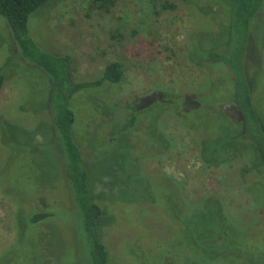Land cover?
Here are the masks:
<instances>
[{
  "label": "rangeland",
  "instance_id": "374dc122",
  "mask_svg": "<svg viewBox=\"0 0 264 264\" xmlns=\"http://www.w3.org/2000/svg\"><path fill=\"white\" fill-rule=\"evenodd\" d=\"M190 1L116 0L107 9L92 0H49L29 20L31 35L45 49L70 50L75 55L77 76L95 78L112 61L123 65L122 81L89 88L76 100L75 127L84 144L95 142L100 134L104 147L114 152L111 165L115 168V163L117 170L123 167L111 173L109 203L101 200L114 216L101 232L112 264H240L246 254L259 255L264 264V176L250 174L244 182L240 177L230 178L239 162L204 166L198 134L174 115L167 114L170 116L164 121L162 131L172 145L163 155L147 157L150 152L143 136L131 131L121 135L128 106L137 107L141 96L152 91L198 94L205 102H215L225 93V83L218 79L228 80V89H233L234 77L221 73L228 70L224 65L205 60L211 63L206 69L189 57L191 38L209 46L224 35L219 22L226 16L224 3ZM10 32L7 20L0 15V73L11 76L0 90V264H88L87 242L79 237L81 226L74 212L62 201L69 193L57 180L54 162L47 156L34 161L37 157L28 154L27 145L37 140L32 131L48 116L44 109L50 105L52 92L41 69L12 53L15 44ZM250 41L249 73L257 80L256 97L264 115V14L253 22ZM203 53V49L197 52ZM181 103L178 100L176 106ZM200 103L194 108H200ZM194 108L190 102L183 107L191 113L188 120L193 122L197 115L204 121L205 111L194 112ZM216 125L209 123L203 128L215 130ZM99 126L103 129L94 136ZM104 159L103 154L97 163ZM135 162L142 163L145 175L172 176L181 183L182 193L162 189L154 177L141 176ZM109 167L107 164L106 172H112ZM106 191L104 184L95 188L97 193ZM210 195L217 196L240 229L229 232L233 242L226 258L201 250L199 255L191 253L188 247L191 230H206L209 219L219 217L218 212L200 206L201 199ZM31 199L39 208L56 213L27 230L22 228L25 231L20 235L19 224L30 220L26 203ZM176 207L184 220H189L188 225L177 222Z\"/></svg>",
  "mask_w": 264,
  "mask_h": 264
},
{
  "label": "trees",
  "instance_id": "16d2710c",
  "mask_svg": "<svg viewBox=\"0 0 264 264\" xmlns=\"http://www.w3.org/2000/svg\"><path fill=\"white\" fill-rule=\"evenodd\" d=\"M48 1L0 0V15L7 20L15 44L12 53L19 59H27L33 62L41 69L43 74L48 77V89L52 92L50 105L44 109L48 116L45 117L44 121H40L41 124L35 127V130H33L34 128L33 131L31 130L37 140L34 139L27 145L28 154L32 159L37 157L34 161L40 159L41 156H47L54 162L52 164L58 174L57 180H60L63 186L67 187L69 193L68 196H65L66 200L62 201L66 203L70 211L74 212L76 221L81 226V229L78 228L79 237L84 238L87 242L86 248L90 254L88 264H112L111 255L103 241L101 232L105 223L114 217L107 205L110 200L107 196L108 187L113 186L110 180L111 173L120 171L122 166L117 170L115 163V168L111 165L114 152L104 147L106 142L100 134L98 135L99 139L94 138L95 142L92 143L91 140L89 145L84 144L82 135L75 127L76 121H78L76 100L80 93L86 92L89 88H96L106 83L112 85L119 83L124 78L125 71L120 62L112 61L100 73H97L95 78H82V76L76 75L77 61L70 50H67V53L52 52L39 44L31 35L29 20L31 15ZM115 1L92 0L93 3L102 8H107ZM187 1L191 3L190 0ZM221 1L224 3L226 16L219 22L224 29L222 32L224 35L220 39L214 40L215 42L209 46H202V42L200 43L196 38H191L192 51L190 50L189 57L193 63L206 69L208 66L210 68L213 62L216 65H224L228 70L221 73L234 77L233 89H228L230 84L228 80L218 79V81L225 83L222 86L225 93L220 96L221 98H218L217 94L218 101L215 102H205L206 98L200 97L202 95L198 96V94L184 95L183 93L164 90L152 91L149 95L141 96L142 100L137 107L128 106V118L120 131H122L121 135L123 132L131 131L143 136V143L148 149L147 152H150L147 157L163 155L170 150L172 145L162 131L164 121L170 115L177 116L188 128L195 130L198 134L199 158L204 166H233L239 162L237 171L235 170L230 178L240 177L242 179L239 180L244 182L247 177H250V174L264 176V115L257 102L255 89L259 87L257 80L249 73L248 59L253 22L264 14V0ZM199 49H203L202 55L197 54ZM58 50L62 51L61 49ZM205 60L212 62L206 63ZM1 72L0 90L5 85L7 78L11 77L5 71ZM79 77L80 79H78ZM153 95L155 96L154 99ZM149 97L151 100L153 99V102L148 101ZM178 100L182 102L181 107L176 106ZM189 102L193 108L197 103L204 102L200 103V108L193 109L194 112L197 109L205 111L207 118L204 121H201V117L199 118L196 114L193 122L188 120L191 118V113L184 112L183 107H186ZM209 123L217 124L215 130L210 127H207V130L203 128ZM102 125L105 127L106 123L103 122ZM103 127H97L93 135L97 136V131ZM229 129L232 131H226ZM207 131H209L208 134L205 133ZM103 154L106 159L102 160V163H97ZM121 157L124 158L123 155ZM107 164L110 166L109 169L112 168V172L109 170L106 172ZM134 164H136L137 171L141 176L154 177L156 184L159 187L162 186V189L182 193L181 183L172 176L160 173L145 175L141 169L142 163L135 162ZM98 166L101 167L102 171L97 169ZM98 184H104L107 191L105 193L95 192ZM30 198L31 196L27 197L28 200ZM216 198L217 196L210 195L201 199L200 206L206 207V210L218 212L219 217L214 220L210 218L206 230L200 228L191 230L188 237L190 246L188 245V247L191 253L195 252L199 255L198 251L201 250L226 258L233 242L231 238H228L229 232L240 229H236V223L229 218L228 213L224 210L225 206L220 205ZM31 200L26 203L30 206L28 212L25 209L30 220L23 226L19 224L20 235L32 224L44 221L56 213L53 210L39 208L40 204L35 199ZM101 200L107 204H102ZM185 202L187 201L185 200ZM173 203H175L174 199ZM175 213L178 223L182 224L184 221L186 225L189 224V220H184L183 212L177 207ZM201 213L204 212L201 211ZM239 236V232L238 236L235 233L237 240ZM210 238L213 242L208 241ZM191 244L194 245V248ZM241 257L243 261L240 264H244L245 261L246 263L251 261L252 264H261L262 261L259 255L248 256L246 254V257Z\"/></svg>",
  "mask_w": 264,
  "mask_h": 264
}]
</instances>
